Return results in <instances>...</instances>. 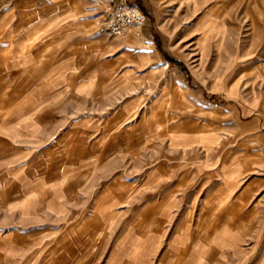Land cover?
<instances>
[{"label": "rangeland", "instance_id": "374dc122", "mask_svg": "<svg viewBox=\"0 0 264 264\" xmlns=\"http://www.w3.org/2000/svg\"><path fill=\"white\" fill-rule=\"evenodd\" d=\"M118 1L0 0V264H264V0Z\"/></svg>", "mask_w": 264, "mask_h": 264}, {"label": "built area", "instance_id": "2783aa9c", "mask_svg": "<svg viewBox=\"0 0 264 264\" xmlns=\"http://www.w3.org/2000/svg\"><path fill=\"white\" fill-rule=\"evenodd\" d=\"M146 22L147 14L128 0H119L108 9L106 25L111 36H120L132 25L142 26Z\"/></svg>", "mask_w": 264, "mask_h": 264}, {"label": "crops", "instance_id": "0c3cea01", "mask_svg": "<svg viewBox=\"0 0 264 264\" xmlns=\"http://www.w3.org/2000/svg\"><path fill=\"white\" fill-rule=\"evenodd\" d=\"M127 31H128V30H127ZM129 35L134 36V35H135V31H134V30L130 31V32L128 33V36H129Z\"/></svg>", "mask_w": 264, "mask_h": 264}]
</instances>
